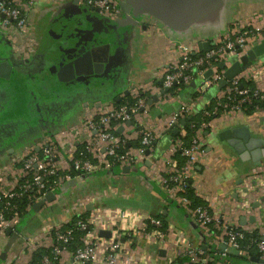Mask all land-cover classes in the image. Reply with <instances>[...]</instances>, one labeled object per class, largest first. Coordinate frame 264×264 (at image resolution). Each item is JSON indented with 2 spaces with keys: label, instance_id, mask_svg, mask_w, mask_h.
Returning a JSON list of instances; mask_svg holds the SVG:
<instances>
[{
  "label": "crops",
  "instance_id": "1",
  "mask_svg": "<svg viewBox=\"0 0 264 264\" xmlns=\"http://www.w3.org/2000/svg\"><path fill=\"white\" fill-rule=\"evenodd\" d=\"M117 2L121 15L111 19L93 17L92 8L83 0H36L27 11V36L35 41L36 50L24 56L14 48L20 39H9L0 29V63L10 65L8 77L0 75L3 186H12L16 181L20 163L12 159L30 149L38 150L43 137L63 144L74 142L78 147L81 144L76 141L74 129L81 127L87 115L106 111L126 97L144 99L131 124L116 128V134L128 144L126 149L138 164L99 170L76 181L68 163H61V182L54 192L55 199L44 198L27 205L23 214L10 218L0 228V264H31L38 249L51 247L54 228L66 225L74 216L88 213L87 218L94 212L100 213L101 219L111 220V226L102 230L99 224L89 225L81 241L101 238L97 253L100 258L106 253L105 241L121 240L124 247L115 264H166L167 258L179 249L174 241L180 240L188 241L194 248L204 244L211 247L217 251L216 264H262L258 257L240 258L220 245L228 225L264 237V188L256 181L264 177V158L258 165L248 157L242 159L228 143L230 135L226 134L246 129L264 149V109L250 115L221 112L210 120L208 128L195 132L198 150L186 174L187 181L209 207L215 231L198 226L181 202L168 199L157 178L177 167L174 143L183 127L181 119L186 118L170 126L173 113L185 103L196 114L212 99L222 97L225 90L218 84L199 89L200 82L196 88L186 87L178 94L163 91L165 68L181 58L177 46L185 45L193 55L203 54L238 28L264 31V0ZM128 14L130 17H126ZM84 37L110 44L104 71L85 73L92 68L80 63L72 68L73 78L67 79L69 74L65 72L61 80L57 76L61 64L55 62L61 59L58 48L80 44ZM260 39L251 37L243 51L229 54L225 65L229 66ZM203 43H208L210 50L200 49ZM238 76L264 92V56ZM192 89L200 93L196 98L191 96ZM143 126L155 131L151 149L141 148L139 129ZM174 128H178L177 134L172 133ZM77 199L83 203L67 211ZM147 217L166 223L162 238L137 230ZM131 227L137 229L132 231ZM225 250L226 256L222 257ZM60 260L61 264H101L72 263V251L67 249H63Z\"/></svg>",
  "mask_w": 264,
  "mask_h": 264
},
{
  "label": "built area",
  "instance_id": "2",
  "mask_svg": "<svg viewBox=\"0 0 264 264\" xmlns=\"http://www.w3.org/2000/svg\"><path fill=\"white\" fill-rule=\"evenodd\" d=\"M36 0H0V29L5 31L11 38H19L20 43L14 46L15 50L22 56L35 50V41L27 36L29 24L27 19V11L32 7ZM86 5L96 9L100 18L117 19L119 13L117 0H83ZM130 17V15H126ZM259 31L250 28L241 27L231 32V34L220 40L214 48L202 56L191 58L190 49L185 45L179 44L177 47L180 51V60L170 64L165 68L162 77V86L170 89L171 87L183 82L189 84L193 80H200V88L211 84H217L222 77V70L218 66L211 63L226 62L229 54L243 51L251 39V37H261ZM211 69L212 75L204 78V73ZM240 77L235 76L224 88L222 97L216 99L217 105L223 107V112H243V103L248 101L250 94L249 88H243L240 84ZM254 96H258L264 100V92H260L255 88L252 92ZM239 96L234 102L233 96ZM144 99H138L136 105L124 103L115 105L106 111L87 115L81 123V127L74 129L76 141L83 145L90 157H77V147L74 142L61 143L58 140H52L45 136L42 142L37 146L38 150L30 149L25 154L12 159V162L20 163V169L16 177V181L12 186H3L0 184V228L7 225L10 218L18 215L17 204L12 203L14 199L25 197L28 205L36 203L45 198L48 193H54L60 186L61 176L59 174L61 163H68L70 170L73 172V178L83 180L99 170L111 171L120 169L124 165L138 164L137 158L130 154L125 148V141L115 133L118 126L125 125L131 120L138 109L143 106ZM203 115L209 116L210 111L203 109ZM215 110H217L215 108ZM256 108L253 113L260 111ZM252 113V114H253ZM194 112L190 105L183 103L177 111L172 115L170 126L178 124L181 118L193 115ZM210 121H202L196 131H203L209 127ZM140 145L142 149H151L155 139V131L143 126L139 129ZM193 138L190 146L183 145L180 139L174 143L176 152L186 158L185 163L181 167L173 168V171L166 176H159L157 182L161 189L165 190L168 199L178 200L183 204L185 209L192 215L195 223L203 228L209 227V223L213 222L209 207L200 206L195 209L189 207V200L183 196L186 189L187 172L196 160V151L198 145ZM11 162V163H12ZM49 177H54V184L49 183ZM264 188V177L256 180ZM180 193V195H179ZM55 195V194H54ZM80 199L75 200L67 209L71 211L82 204ZM10 214L9 217L7 215ZM100 213L94 212L90 217L69 219L66 224L69 228L62 231V226L54 228L52 233V244L50 247V255H44L40 264H61V254L64 245L68 244L76 230H83L89 225H101L102 230H106L111 226L110 221L101 219ZM121 215V214H119ZM108 219V218H107ZM118 221V220H117ZM163 222L159 218L147 217L146 222L137 228L131 227L130 230L136 229L145 235H155L163 237ZM152 226V228H149ZM234 225L224 227V240L226 250L233 251L237 256L249 258L247 249L239 248L238 240L243 237L242 231L237 230ZM118 236L120 233L116 232ZM101 239V238H100ZM100 239L92 237L83 242L72 252V263L99 262L101 264H115L124 243L119 240L115 243L105 241L104 246L106 253L97 258L98 249L100 248ZM175 246L179 249L167 258L166 264H171L176 257H187L193 264H206L208 261L219 260L217 255H204L200 248H194L188 241H174ZM253 245L259 252V259L264 264V237L261 240H254ZM226 250L220 254L226 256ZM194 258L195 260H191Z\"/></svg>",
  "mask_w": 264,
  "mask_h": 264
},
{
  "label": "trees",
  "instance_id": "3",
  "mask_svg": "<svg viewBox=\"0 0 264 264\" xmlns=\"http://www.w3.org/2000/svg\"><path fill=\"white\" fill-rule=\"evenodd\" d=\"M200 56H202V54H194V55H191V58L194 59V58H197ZM209 61L211 63L217 65V66L220 63V62L213 61V59H210ZM240 84L243 88H249L250 89L248 101L244 102L242 105L243 106V113L250 115L256 110V108L263 110L264 109V100L260 99L258 96H254L252 93L255 90L254 85L251 82L242 81V80H240ZM186 87H189L191 89V87L188 86V84L181 82L178 85L171 87L169 89V92L173 93V94H178L179 90L186 88ZM225 87H223V88H225ZM192 90H193V92H192L191 96L196 98L200 93L195 89H192ZM238 97L239 96H236V95L233 96L234 102L237 100ZM136 102H137V100H131V99L126 97L122 101L118 102L116 105H122L124 103H128L129 105H136ZM215 108L217 110H215ZM205 109L211 112V114L209 116L203 115L204 110H200L196 114L186 117L185 125H183V127L181 128V131L176 135V137H178L182 141L183 145L190 146L192 144L193 138L195 136V132L198 129V127L202 121H210L213 118L217 117L221 112H223V107L217 105L216 99H212L210 104ZM115 133H116V131H115ZM169 133H170V131H168V134ZM127 145L128 144L125 143V148L127 147ZM76 154H77V157H80V158L90 157V155L86 152L83 145H78ZM175 159H176V162L174 164L177 167H181L186 161V158L181 156L179 152H177ZM54 181H55L54 177H49V183L50 184H54ZM183 196L189 200V202H190L189 207L191 209H195V208L200 207V206H206V202L203 201L202 199H200L195 194V192H194L191 184L189 183V181H186V189H185V192L183 193ZM12 203L17 204L18 214H23L25 212L26 206L28 205V200L25 197H23L21 199L18 198V199L12 200ZM87 214L88 213H85V214L79 215V216H74L72 218V220L74 221L75 219L85 218ZM9 216H10V214L7 215V217H9ZM68 225L69 224L63 225L62 231H64L66 228H69ZM213 225H214V222L209 223L210 229L215 231V228ZM165 227H166V223L165 224L163 223L162 228H161L162 231H163V229H165ZM149 228H152V226H149ZM236 229L239 231L241 230L238 227ZM86 230L87 229L76 230L73 233V237L70 240V242L63 246L64 249H67V250L73 252L78 247H81L83 244V242L81 241V237H82V235L85 234ZM241 231H242L243 237L238 240V243L240 245L239 248L247 249L249 252L250 258H252V257H254V258L258 257L259 258L260 254H259L258 250L256 249V247L253 245V242H254V240H261L262 236L259 235L255 231L254 232H247L244 230H241ZM200 249L203 251L202 257L206 254L214 255L217 252V251L213 250L211 247L206 248L205 250H203L202 248H200ZM44 255H50V248L38 249L33 255V259H32L31 264H40V261ZM238 257L245 258V257H241V256H238ZM171 264H193V263L187 257H185V256L181 257L180 256V257H176ZM206 264H216V263L213 260V261H208Z\"/></svg>",
  "mask_w": 264,
  "mask_h": 264
},
{
  "label": "water",
  "instance_id": "4",
  "mask_svg": "<svg viewBox=\"0 0 264 264\" xmlns=\"http://www.w3.org/2000/svg\"><path fill=\"white\" fill-rule=\"evenodd\" d=\"M122 8L124 6L121 5ZM125 9V8H123ZM121 11H123L121 9ZM124 12V11H123ZM200 49L210 50V46L208 43H203V45L199 46ZM109 49L110 44L107 42L96 41L94 38L87 39L84 37L80 44H78L75 54L66 53V59H64L63 63L57 68V76L62 80L63 73H68L67 79L73 78L74 74L72 72V68H76L78 64L82 63L87 64L91 71H86L85 73L90 74H100L104 71L105 63L108 62L109 58ZM68 52V51H67ZM264 56V31L261 33V39L258 43L249 48L245 53H243L238 59L231 62L229 66L225 65V62H220L218 68L222 70V77L218 81V87L221 89L228 85V83L235 77L240 75L243 70L248 67L252 62H254L257 58ZM10 69V65L8 62L0 63V75L2 77H8V71ZM78 73V72H76ZM212 75V70L209 69L204 73V78H209ZM200 84V80L196 79L191 81L188 86L196 88ZM168 88H165L163 91H168ZM155 100L157 97L153 96ZM186 119H181V124L185 125ZM131 120L126 122V125H130ZM121 129V127H120ZM244 131V130H242ZM178 128L172 129L173 134H177ZM227 135H230V140L228 143L234 147V149L241 155V158L245 157L250 158L253 163L256 165L260 164L262 159L264 158V149H261L258 145L260 143L259 140L253 139L248 130L245 129V132L239 133L237 130L227 131ZM232 135H234L232 137ZM45 198L47 200H54V193H48ZM105 235V233H102ZM220 247L223 249L225 247L224 244H221ZM202 249H206V245L202 246ZM254 260H258L257 258H252ZM261 261V260H260ZM262 263V261H261Z\"/></svg>",
  "mask_w": 264,
  "mask_h": 264
},
{
  "label": "flooded vegetation",
  "instance_id": "5",
  "mask_svg": "<svg viewBox=\"0 0 264 264\" xmlns=\"http://www.w3.org/2000/svg\"><path fill=\"white\" fill-rule=\"evenodd\" d=\"M91 8V7H90ZM92 14H93V17H95V18H100L99 17V14H98V12H97V10L96 9H93L92 8ZM121 14H120V12L118 13V15H117V19H119L118 17L120 16ZM77 46H78V44H74V43H72V45L70 46V48H69V46H68V48H66L65 46H61V47H59L58 48V52H59V54H60V57H61V59L60 60H58V61H56L55 60V62H57V63H59V64H61L62 63V61H64V59H66V56H67V54L66 53H72V54H75V51H76V48H77ZM36 50V49H35ZM68 51V52H67ZM63 55V57H62V55ZM59 57V56H58ZM29 60V59H28ZM62 60V61H61ZM29 63V62H28ZM54 68V67H53Z\"/></svg>",
  "mask_w": 264,
  "mask_h": 264
}]
</instances>
